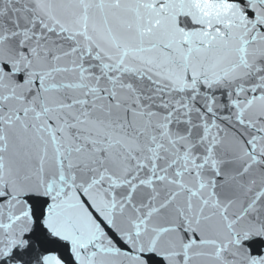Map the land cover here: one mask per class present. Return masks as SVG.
Instances as JSON below:
<instances>
[{
    "label": "snow or ice",
    "instance_id": "6c2138e0",
    "mask_svg": "<svg viewBox=\"0 0 264 264\" xmlns=\"http://www.w3.org/2000/svg\"><path fill=\"white\" fill-rule=\"evenodd\" d=\"M0 264H264V0H0Z\"/></svg>",
    "mask_w": 264,
    "mask_h": 264
}]
</instances>
